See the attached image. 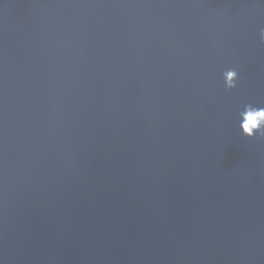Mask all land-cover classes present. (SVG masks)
Instances as JSON below:
<instances>
[{"label": "water", "instance_id": "95a60500", "mask_svg": "<svg viewBox=\"0 0 264 264\" xmlns=\"http://www.w3.org/2000/svg\"><path fill=\"white\" fill-rule=\"evenodd\" d=\"M261 27L264 0H0V264H264Z\"/></svg>", "mask_w": 264, "mask_h": 264}, {"label": "clouds", "instance_id": "9594fccd", "mask_svg": "<svg viewBox=\"0 0 264 264\" xmlns=\"http://www.w3.org/2000/svg\"><path fill=\"white\" fill-rule=\"evenodd\" d=\"M259 39L264 43V27L259 29ZM226 89H236L240 80V73L235 68H228L222 73ZM239 128L247 137L264 136V107H257L251 103L244 105L238 113Z\"/></svg>", "mask_w": 264, "mask_h": 264}]
</instances>
